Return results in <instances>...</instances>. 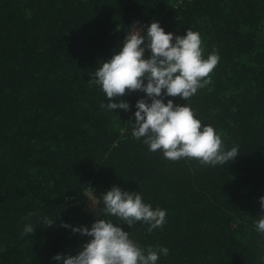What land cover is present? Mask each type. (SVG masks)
Listing matches in <instances>:
<instances>
[{"label": "trees", "instance_id": "1", "mask_svg": "<svg viewBox=\"0 0 264 264\" xmlns=\"http://www.w3.org/2000/svg\"><path fill=\"white\" fill-rule=\"evenodd\" d=\"M154 21L174 35L199 32L204 57L219 54L209 85L190 101L164 102L189 103L225 150L238 146L230 164L151 152L129 120L142 92L122 97L127 112L101 108L106 94L91 74L130 26ZM113 185L166 210L151 233L106 217L145 249L167 247L157 264H264L255 228L264 215V0H0V264L76 255L90 237L61 222L90 228L103 219ZM45 217L54 224L45 227ZM29 224L34 233L21 235Z\"/></svg>", "mask_w": 264, "mask_h": 264}, {"label": "clouds", "instance_id": "2", "mask_svg": "<svg viewBox=\"0 0 264 264\" xmlns=\"http://www.w3.org/2000/svg\"><path fill=\"white\" fill-rule=\"evenodd\" d=\"M150 52L147 57L145 53ZM219 54L214 49L204 57L203 41L199 32L187 29L183 36L165 32L158 21L145 30L129 27L122 47L111 59L101 61L89 79L90 85H98L106 94L107 103L101 108L109 111L130 110L122 99L127 94L142 92L144 97L135 104L136 111L132 136L143 138L151 152L162 151L170 161L194 159L205 166L230 164L239 155L238 146L225 150L221 135L212 125L202 124L196 118L189 103L175 104L173 99H190L211 83V73L218 65ZM146 82V83H145ZM264 210V196L259 198ZM104 207L91 227L61 222V227L71 228L73 233L90 237L76 255L56 254L53 259L63 264H157L160 255L167 256L169 249L163 246L147 249L130 238V232L114 224L106 217L112 216L131 228L136 222L148 225L147 232L161 228L166 223V210L153 208L143 201L137 192L122 190L113 185L103 195ZM92 206L95 205L92 202ZM45 227L54 224V218L43 219ZM255 228L264 234V215H259ZM35 228L26 225L21 235L33 234Z\"/></svg>", "mask_w": 264, "mask_h": 264}, {"label": "rangeland", "instance_id": "3", "mask_svg": "<svg viewBox=\"0 0 264 264\" xmlns=\"http://www.w3.org/2000/svg\"><path fill=\"white\" fill-rule=\"evenodd\" d=\"M136 25V27H138V28H140V27H142V26H140L139 24H135ZM87 202V204H86V206H87V209H86V211H88V212H96L97 211V206L94 208L93 206H92V202L95 204V205H97V202H96V200L94 199V197L92 196V195H90V196H88L87 197V200H86Z\"/></svg>", "mask_w": 264, "mask_h": 264}, {"label": "built area", "instance_id": "4", "mask_svg": "<svg viewBox=\"0 0 264 264\" xmlns=\"http://www.w3.org/2000/svg\"><path fill=\"white\" fill-rule=\"evenodd\" d=\"M139 24V23H137ZM140 26H142V28L145 30V28L148 26V24H139Z\"/></svg>", "mask_w": 264, "mask_h": 264}]
</instances>
